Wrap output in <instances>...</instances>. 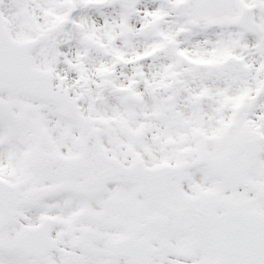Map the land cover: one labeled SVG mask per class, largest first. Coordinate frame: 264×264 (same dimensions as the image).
<instances>
[{
	"label": "snow or ice",
	"instance_id": "6c2138e0",
	"mask_svg": "<svg viewBox=\"0 0 264 264\" xmlns=\"http://www.w3.org/2000/svg\"><path fill=\"white\" fill-rule=\"evenodd\" d=\"M0 264H264V0H0Z\"/></svg>",
	"mask_w": 264,
	"mask_h": 264
}]
</instances>
